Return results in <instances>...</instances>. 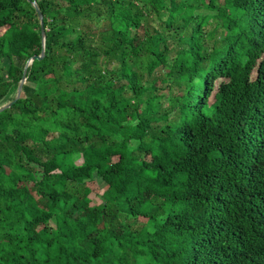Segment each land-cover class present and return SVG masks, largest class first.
<instances>
[{"label": "trees", "instance_id": "obj_1", "mask_svg": "<svg viewBox=\"0 0 264 264\" xmlns=\"http://www.w3.org/2000/svg\"><path fill=\"white\" fill-rule=\"evenodd\" d=\"M43 49L0 112V264H264V0H0V107Z\"/></svg>", "mask_w": 264, "mask_h": 264}, {"label": "water", "instance_id": "obj_2", "mask_svg": "<svg viewBox=\"0 0 264 264\" xmlns=\"http://www.w3.org/2000/svg\"><path fill=\"white\" fill-rule=\"evenodd\" d=\"M35 7L37 8V11L39 12V16H40V20H41V32H42V36H43V44H45V34H46V29L44 26V21H43V14L40 12L39 8L36 5V2L34 1ZM45 53V50H42V54L41 55H34L32 57H30L25 65L24 71H23V75L18 87V91H17V96L16 99L10 103L4 104L0 107V112L3 111L4 109L10 107L17 99H19L21 97V93H22V89H23V85L27 79V70L29 65L35 60V59H39L41 58Z\"/></svg>", "mask_w": 264, "mask_h": 264}, {"label": "rangeland", "instance_id": "obj_3", "mask_svg": "<svg viewBox=\"0 0 264 264\" xmlns=\"http://www.w3.org/2000/svg\"><path fill=\"white\" fill-rule=\"evenodd\" d=\"M167 100H168V96H167V98L164 99L165 103L167 102ZM75 159H76V161L78 163L81 162V157H79L78 155H75ZM97 180L98 181L96 182L95 186L97 187L98 191L102 194L105 191V189H106L104 187L105 183L99 177L97 178ZM94 201H96L97 203H100L101 202V200L99 198H97V197H96V200H94Z\"/></svg>", "mask_w": 264, "mask_h": 264}]
</instances>
